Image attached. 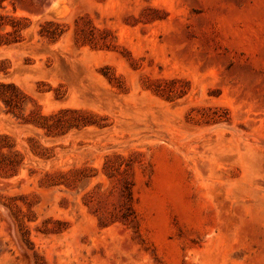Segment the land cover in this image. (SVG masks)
<instances>
[{"label":"rangeland","instance_id":"rangeland-1","mask_svg":"<svg viewBox=\"0 0 264 264\" xmlns=\"http://www.w3.org/2000/svg\"><path fill=\"white\" fill-rule=\"evenodd\" d=\"M0 264H264V0H0Z\"/></svg>","mask_w":264,"mask_h":264}]
</instances>
